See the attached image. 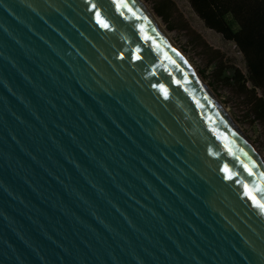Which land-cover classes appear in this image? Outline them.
I'll list each match as a JSON object with an SVG mask.
<instances>
[{
	"label": "water",
	"instance_id": "water-1",
	"mask_svg": "<svg viewBox=\"0 0 264 264\" xmlns=\"http://www.w3.org/2000/svg\"><path fill=\"white\" fill-rule=\"evenodd\" d=\"M128 3L0 0V264H264V166Z\"/></svg>",
	"mask_w": 264,
	"mask_h": 264
},
{
	"label": "trees",
	"instance_id": "trees-1",
	"mask_svg": "<svg viewBox=\"0 0 264 264\" xmlns=\"http://www.w3.org/2000/svg\"><path fill=\"white\" fill-rule=\"evenodd\" d=\"M143 1L152 3L149 9L163 22L175 11L172 0ZM186 2L204 28L235 46L244 63V72H241L238 68L224 64L217 51L203 46L211 72H206L207 67L195 69L196 72L217 99L220 98L218 89L222 87L228 90L242 104L246 118L252 124L264 128V0ZM166 29L170 31L171 27L166 26ZM234 122L237 124L240 120L235 118Z\"/></svg>",
	"mask_w": 264,
	"mask_h": 264
},
{
	"label": "rangeland",
	"instance_id": "rangeland-1",
	"mask_svg": "<svg viewBox=\"0 0 264 264\" xmlns=\"http://www.w3.org/2000/svg\"><path fill=\"white\" fill-rule=\"evenodd\" d=\"M172 1L175 11H172L169 14V18L164 22L158 18L160 22V24L158 22V25L166 30L169 39L175 43L181 52V49L185 50V52H182L181 57L191 70L196 72L195 69L207 67L206 72H211V67L207 65L208 58L203 52L204 46L211 51H217L222 56L224 64L244 72L242 57L233 44L224 42L218 35L204 28L202 23L192 13L186 0ZM151 4V2L144 4L148 11L151 9ZM166 26H170L171 30L167 31ZM218 94L220 98L217 100L221 102L224 111L230 117L232 116V119L240 120V123H237L239 130L247 140H250L248 141L264 161V128L259 124H252L250 119L246 118L245 109L240 101L232 96L231 92L221 87L218 89Z\"/></svg>",
	"mask_w": 264,
	"mask_h": 264
},
{
	"label": "snow or ice",
	"instance_id": "snow-or-ice-1",
	"mask_svg": "<svg viewBox=\"0 0 264 264\" xmlns=\"http://www.w3.org/2000/svg\"><path fill=\"white\" fill-rule=\"evenodd\" d=\"M85 5V11L90 13V19L94 21V23L102 29L104 32H113L114 25L113 22L106 16L102 15L103 6L105 3L109 4L111 8L117 13L118 18L123 19L125 16V12L130 13L135 20H141L142 17L138 16L135 10L131 7L128 3V0H82ZM137 31H143V25L139 26ZM147 40V37H144ZM126 52H129L128 49L120 50L117 49L113 52L112 62L115 64V67L119 68L127 62V65L135 68L138 61H143L144 56L141 54V49L136 48L134 51H131L128 56L125 55ZM116 61H120L121 63L116 64ZM178 83V81H177ZM152 87H156V85H152ZM160 91L163 93L165 99L168 98V92L164 87L160 86ZM251 167L248 165H244V170L248 174V176L255 175V169L260 167L254 160L250 161ZM222 171L225 173L224 179L225 180H232L234 179L233 175L230 173L229 169L225 166ZM264 176V172L261 173ZM258 190V189H257ZM243 195L244 197L251 202V206L256 208L260 211L262 215H264V202H261L257 199V197L253 194L252 190L249 189L247 184L243 185Z\"/></svg>",
	"mask_w": 264,
	"mask_h": 264
},
{
	"label": "bare ground",
	"instance_id": "bare-ground-1",
	"mask_svg": "<svg viewBox=\"0 0 264 264\" xmlns=\"http://www.w3.org/2000/svg\"><path fill=\"white\" fill-rule=\"evenodd\" d=\"M138 4L141 6V8L144 10V12L148 15V17L151 19V21L154 23V25L158 28V30L162 33V35L166 38V40L170 43V45L174 48L176 53L179 55L181 60L184 62V64L187 66V68L191 71V73L194 75V77L198 80V82L202 85V87L206 90V92L210 95V97L214 100V102L217 104V106L221 109V111L224 113V115L227 117V119L230 121V123L233 125V127L237 130V132L240 134V136L243 138V140L246 142V144L249 146V148L252 150V152L255 154V156L258 158V160L261 162V164L264 166V161L260 157V155L254 150L253 145L247 140V138L242 135L241 131L238 128V125L234 123L233 119L230 117L228 113H226L222 107V104L219 103L216 96L213 95V93L207 88V84L204 81H201L198 77L195 71L191 70V68L188 66V64L183 60L181 57L182 52L178 49V47L175 45V43L169 39L167 33H165L164 28L162 26L158 25V20L152 15L151 10L148 11L145 5L141 0H136ZM160 24V22H159ZM177 48H175L174 46ZM178 50V51H177ZM205 84H204V83ZM215 96V97H214Z\"/></svg>",
	"mask_w": 264,
	"mask_h": 264
}]
</instances>
